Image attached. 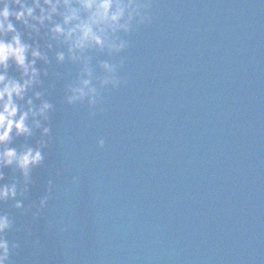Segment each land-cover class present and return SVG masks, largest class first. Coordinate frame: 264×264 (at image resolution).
Listing matches in <instances>:
<instances>
[{"label": "water", "instance_id": "water-1", "mask_svg": "<svg viewBox=\"0 0 264 264\" xmlns=\"http://www.w3.org/2000/svg\"><path fill=\"white\" fill-rule=\"evenodd\" d=\"M151 11L115 58L126 83L95 108L65 102L79 69L56 63L55 44L51 64L38 62L52 135L9 145L48 142L24 208L0 204L20 245L10 264H264V3L154 0ZM3 175L23 190L18 169Z\"/></svg>", "mask_w": 264, "mask_h": 264}, {"label": "clouds", "instance_id": "clouds-1", "mask_svg": "<svg viewBox=\"0 0 264 264\" xmlns=\"http://www.w3.org/2000/svg\"><path fill=\"white\" fill-rule=\"evenodd\" d=\"M153 4L154 0H0V204L12 200L17 210L24 208L17 197L28 192L32 170L43 164V149L48 146L42 139L38 147L18 152L9 147L13 137L30 138L34 131H40L42 137L52 135L46 125L54 105L43 99L42 91H37L43 88L42 77L46 79L49 73L47 68H38V62L51 64L48 53L55 44L60 49L55 52L56 63L68 61L79 69L76 80L66 88L65 102L69 106L87 103L95 108L101 101V91L118 89L126 83L119 76L123 61L115 62V58L129 47L124 37L153 22ZM25 33L33 43L25 42ZM40 39H49L46 50L40 47ZM93 53L109 59L94 65ZM12 66L18 78L9 76ZM97 68L102 75H97ZM34 101L41 103L37 106ZM104 146L105 140L100 139L98 147ZM12 167L23 177L22 191H18L16 183H4L3 170ZM77 182L73 178V184ZM52 188L50 181L49 194L39 201L33 219H38L47 207ZM12 229L8 215L0 214V264H10L11 256L20 247L5 237ZM34 243L39 246V241Z\"/></svg>", "mask_w": 264, "mask_h": 264}]
</instances>
